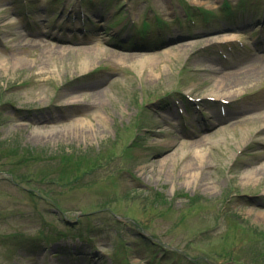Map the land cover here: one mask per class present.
Returning a JSON list of instances; mask_svg holds the SVG:
<instances>
[{
  "label": "rangeland",
  "instance_id": "obj_1",
  "mask_svg": "<svg viewBox=\"0 0 264 264\" xmlns=\"http://www.w3.org/2000/svg\"><path fill=\"white\" fill-rule=\"evenodd\" d=\"M28 1L0 0V264H264V0Z\"/></svg>",
  "mask_w": 264,
  "mask_h": 264
},
{
  "label": "bare ground",
  "instance_id": "obj_2",
  "mask_svg": "<svg viewBox=\"0 0 264 264\" xmlns=\"http://www.w3.org/2000/svg\"><path fill=\"white\" fill-rule=\"evenodd\" d=\"M234 37V35H231L229 38ZM170 52V51H169ZM139 61V62H138ZM136 61L135 65L133 64L134 67H137L138 65H141V67L144 66V60H138ZM248 74L250 75V77H254L255 75H257L258 73H261L263 71V67H258L255 68L253 70H247ZM240 83H242V77H239V73H228V74H224L221 77H217V79L214 81V85L215 88L220 89L219 91L222 90H227L229 87H233L236 85H239ZM228 87V88H226ZM216 92H212V93H207L206 95H213ZM264 125V124H263ZM258 133L260 134H264V126L262 128L259 129ZM196 153L198 154L199 158L203 157V154L201 153V151H197ZM260 157H258L257 159H259ZM250 163V162H249ZM250 165V164H247ZM264 166H258L257 168L252 167L249 168L248 170H245V172H243L242 178L244 182H249L253 179H256L258 177V175H263L264 174ZM263 194H264V188H263ZM259 215L264 216V211H258Z\"/></svg>",
  "mask_w": 264,
  "mask_h": 264
},
{
  "label": "trees",
  "instance_id": "obj_3",
  "mask_svg": "<svg viewBox=\"0 0 264 264\" xmlns=\"http://www.w3.org/2000/svg\"><path fill=\"white\" fill-rule=\"evenodd\" d=\"M62 159H64V158H62ZM61 163V162H60ZM157 194V193H156ZM161 196V195H160Z\"/></svg>",
  "mask_w": 264,
  "mask_h": 264
}]
</instances>
